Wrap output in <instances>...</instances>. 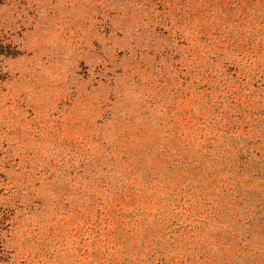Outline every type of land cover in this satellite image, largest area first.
Returning <instances> with one entry per match:
<instances>
[{"label":"rangeland","instance_id":"obj_1","mask_svg":"<svg viewBox=\"0 0 264 264\" xmlns=\"http://www.w3.org/2000/svg\"><path fill=\"white\" fill-rule=\"evenodd\" d=\"M0 264H264V0H0Z\"/></svg>","mask_w":264,"mask_h":264}]
</instances>
